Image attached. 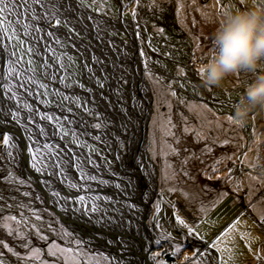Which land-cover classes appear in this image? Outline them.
I'll list each match as a JSON object with an SVG mask.
<instances>
[{"label": "rangeland", "instance_id": "rangeland-1", "mask_svg": "<svg viewBox=\"0 0 264 264\" xmlns=\"http://www.w3.org/2000/svg\"><path fill=\"white\" fill-rule=\"evenodd\" d=\"M54 2L63 5L58 7L59 18L68 20L67 27L73 30L66 39L65 33H56L69 44L67 53L75 61L70 64L65 58V66L76 73L72 80H78L85 88H65L62 84L61 88L56 82L49 87L80 97L83 107L72 105L73 115L58 107L55 99L51 105H39L34 97L29 101L39 110L42 107L53 115L69 116L72 123L66 128L77 133L76 139L84 145L80 148L97 154L112 173L122 176L125 160L132 164L138 153L148 157L143 159L142 169L145 186L149 185L152 193L141 204L146 216L140 221L143 229L139 238L132 239L147 243V257L135 255L128 244L116 253H102L103 248L112 250L118 242L96 239L97 233L112 232L107 227L91 233L80 230L83 223L74 214L87 212L88 219L94 214L84 205L63 202L71 206L63 220L56 211V198L48 204L44 190H48L49 175L44 177L31 167L28 146L21 148L23 145L14 139L7 146L3 144V135L9 132L4 125L0 128V178L7 179H0V240L20 254L18 258L0 248L4 264H217L218 253L210 249L211 242L235 221H239L236 232L244 234V238L230 233L219 245L228 249V242L235 240L234 248L220 253L225 264H264V109L254 110L244 123L235 122L240 96L257 74L264 73V63L255 71L230 74L216 86L206 84L199 71L210 59L213 36L223 17L252 8L253 0ZM262 2L256 0L257 4ZM6 49L7 53L11 51ZM23 55L24 68L33 67L39 72L40 58H34L35 64L29 66L28 54ZM138 100L141 110L136 108ZM229 115L232 121L228 120ZM135 117L140 122L135 125L139 126L140 136L136 154L131 153L129 145L134 126L131 120ZM97 123L100 128L96 129ZM29 129L36 130L33 126ZM66 139L59 138L54 144L64 148L71 137ZM72 149L75 150L73 145ZM67 176L59 177L58 182L70 199L90 191L83 181L84 188L71 187ZM38 179L40 183L36 182ZM19 180L25 183L20 184ZM123 182L128 191L127 181ZM25 192L30 195L24 196ZM90 195L92 200L97 197L92 191ZM119 196L123 199L122 194ZM110 199L96 203L98 212L106 211L114 220L112 224L129 230L133 226L131 208L124 205L112 210L107 202ZM34 213L41 220L37 221ZM12 215L16 221L7 219ZM177 215L194 233L178 223ZM125 218L129 219L128 224L123 221ZM26 224H35L40 234ZM148 224L152 228L151 239ZM41 235L48 239H41ZM25 243L29 248L22 247ZM51 243L70 247L73 252H58L57 257H51L47 255ZM32 247L40 249L35 256L30 251ZM194 253L199 255L194 257Z\"/></svg>", "mask_w": 264, "mask_h": 264}, {"label": "snow or ice", "instance_id": "snow-or-ice-1", "mask_svg": "<svg viewBox=\"0 0 264 264\" xmlns=\"http://www.w3.org/2000/svg\"><path fill=\"white\" fill-rule=\"evenodd\" d=\"M84 3V0H81ZM58 7L63 5H57L54 0H0V45L5 48H10L8 53V59L5 62V71L3 72L2 79L5 81L0 87L4 89V95H7L9 99L17 101L20 104V99L24 97H34L39 104L51 105L53 100H56L58 107L62 108L68 113H73L72 105L76 107H83L80 101V97L69 95L60 89L50 88L49 85L53 82L64 85L65 88L80 87L84 89L85 86L78 80H72V77L76 75L75 72H70L69 68L65 66V58L68 59L70 64H74L75 61L71 56L64 51L66 45L59 38L58 35L52 30L58 28L62 24L67 27V21H62L58 15ZM39 9V10H38ZM54 21V22H53ZM69 31H72L71 29ZM162 31V30H161ZM7 41V43H5ZM43 49V51H41ZM24 53H27L29 59L26 63L31 66L35 64L36 57L41 61V74L44 80H40L36 75V69L33 67L24 68L25 60ZM199 71L203 73V69ZM97 84L103 87L102 83L97 80ZM90 91V90H89ZM174 94V93H173ZM27 110L26 124L24 125L27 133V139L32 141L27 150L31 153V167L41 174H45L46 170L51 166L57 169L56 175L58 177L65 176L64 168L62 165V158L66 159L68 163L79 173V180H91L95 181L97 177L95 175H89L84 171L83 164L87 163L92 166H96L91 156H86L84 160L76 154L72 149V145L77 148L82 147V143L76 139L77 133L74 130L66 128L67 124L72 123L69 116L61 115L56 116L48 112H41L38 108H34L31 103L25 100L14 111H9L7 115L12 117V120L17 124L20 123V109ZM87 111V109H85ZM74 115V113H73ZM38 116L40 121H47L52 126L53 131L51 135L53 137L58 136L61 140L71 137L69 143L65 145L63 149L59 145L49 142V133L45 127H42L36 122L35 117ZM228 120L232 121L233 117L228 116ZM237 124H241L239 120L235 121ZM31 124L36 132H32L27 128V125ZM96 128H100V124L94 125ZM45 138V142L41 144L35 139L36 135ZM99 139V137H96ZM12 137L8 134L3 135V144L5 146L10 144ZM227 144L228 141H224ZM92 151V149H90ZM11 155V153H9ZM231 172V170H230ZM47 175H53L48 172ZM210 178V177H209ZM7 179V177L0 178ZM20 184H24V180L18 181ZM101 183H107L101 181ZM71 187H76V184H71ZM119 187V185H117ZM24 196H29V192L23 193ZM52 196L60 197L59 191H53ZM68 197H62V201H67ZM100 199V197H96ZM105 199H110L105 197ZM80 201L84 200V197H79ZM91 211H97L96 206H91ZM159 211V207H157ZM2 215V210H0ZM37 221L41 220L39 214L34 213ZM7 219L16 221L17 217L12 215ZM176 219L180 225L188 228L189 233H194V229L187 225L186 222L179 216ZM24 223V221H20ZM239 221H235L232 225H229L223 232H221L214 241L211 242L210 249L216 250L218 253L217 264H225L223 257L220 255L225 250H231L235 247V240L228 242L230 248L222 249L219 247L222 243H225V237L230 233L241 235L244 238V234L236 232V225ZM26 227L36 229L37 234H40V229L35 224H26ZM7 227V225H4ZM51 227V226H49ZM12 233H9L11 235ZM23 236V233H20ZM43 240H47V236L41 235ZM160 241L157 240L156 244L159 245ZM80 241H77V247H79ZM22 247L29 248L27 243ZM0 248L7 249L8 252L13 253L18 258L20 254L14 252L13 247L9 246L4 241L0 240ZM55 248L57 251H52ZM177 251L179 248L176 249ZM33 256L40 252V249L32 247L30 249ZM58 252H73L70 247L61 248L58 244L51 243L47 255L51 257H57ZM4 253L0 251V264H4ZM154 255L159 256L160 253ZM199 253H194L193 256H197ZM32 257H29L31 259ZM62 264H67L66 261H62ZM87 264V262H84ZM99 264V262H97Z\"/></svg>", "mask_w": 264, "mask_h": 264}, {"label": "bare ground", "instance_id": "bare-ground-1", "mask_svg": "<svg viewBox=\"0 0 264 264\" xmlns=\"http://www.w3.org/2000/svg\"><path fill=\"white\" fill-rule=\"evenodd\" d=\"M61 20L65 21L64 19H61ZM66 21H68V20H66ZM60 29L63 30V34L65 32L64 36L65 35L69 36L71 33H73L72 32L73 30L69 31L70 28L65 27L63 24L60 26ZM42 50L43 49H41V51ZM64 50L66 52H68L70 50L69 46L67 45ZM7 58H8L7 49L5 47H3L2 45H0V85H2L5 82L2 79V76H3V72L5 71V62H6ZM38 71L39 72H36L37 77L40 80H44V77L41 74V68ZM58 85L62 88V85L60 83ZM3 93H4V89L2 87H0V128H4V125H7L9 128L8 129V131H9L8 135H10L12 137V139H14L16 142H18V144L21 143V145H23V146H21V148H23L24 146L29 147L30 145H32V141L27 139V133L24 132V130H23V129H25L24 125L26 124V117L28 115L27 110L23 109V108L20 109L21 114H20V123L19 124H17L15 121H13L12 117H9L10 115H7V113L9 112L11 106L13 109L11 111H14L16 109V107H20V104L24 103V99H29L31 97H22L23 101L20 102V104H18L17 101L9 99L8 96L4 95ZM137 102L138 103H137L136 108H140L141 102L139 100ZM151 102H153V101H151ZM152 104L153 103H151V105ZM14 106H16V107L14 108ZM141 109L142 108H140V110ZM41 112H45V109L42 110ZM136 121H138V125H140V122L136 117L131 120V122L134 126H132V128H131L133 135L130 139V144H129L132 146L131 153L133 151V153H135V154H136V152H139L137 145H138V139L140 137L139 134H137L139 126H135ZM31 126H32L31 124H28L27 128H29ZM42 127H45L49 133V142L54 144V142L59 141L58 136L53 137L51 135L53 128L51 129V128L46 127V124H42ZM32 132H36V130H33ZM35 139L38 140L41 144H43L45 142V138L39 136L38 134L35 136ZM60 141H64V140L60 139ZM66 143H68V141H66ZM19 147H20V145H19ZM73 147L76 150V151L75 150H73V151L76 152V154L81 158V160H84L86 156H89V155L91 156V158L95 162L96 166L94 167L92 165L84 163L83 168L87 174L95 175L97 177V179H96V181L79 180V173L72 167V165L70 163H68V161L66 159L64 160L62 158V165L64 168L65 176H67L69 174V177L68 176L67 177L69 178V180L72 184H76L77 188H79V186L82 185V181L85 185L88 184V186L90 187V191H92V193L95 192L97 194V197H100V199L92 200L90 198L91 197L90 191H87V193H85V194H81L82 197H84V196L88 197V199H86L85 201L81 202L77 196L75 199H74V196H73V199H70L69 195H67L69 193H66L63 189L62 184L58 182L59 177L56 175L57 169L50 166L49 168H51V170H53V171H51L50 169H48V170H49V172L53 173V175H49L50 180H49V184L47 185V189H49V194H50L51 199L54 200L56 198L54 201L56 202L57 205H58V203L60 204V206H58V210L60 213L63 212V214H62L63 218L65 219V217L67 216V214L71 210V206H65L63 204V202L67 203L69 205H71L70 203H74V204L77 203V206H79V207L84 205V206L88 207V209H90V211H91V206L94 204L97 207L96 203L100 202L101 200H102V202H105L106 199L103 197V195H107L106 197L111 198L110 200H107V202L110 204L112 210H113V208H115V209L121 208L124 205L128 206V208H131V210H129V213H130L129 218H131L132 221L131 220L130 221H131V225H133V226L131 227L130 225H128L131 228L129 230L128 229L125 230V228H123L120 224L114 225V224H112L114 222V220H112L109 215L105 214L106 211H103V213H102V212H98L99 209H97V211L93 212L94 213L93 217H91L89 219L87 218V216L89 215L87 212H86V214L84 213L81 215L77 214V213L74 214V218L76 220L80 221L81 223H83L80 227V230H85L86 232L88 231V233H91V230L99 232L100 230H105L106 227L109 228V230H112L111 233H113V234H111V233L105 234L104 232H101L102 235H99L97 233V237H96L97 240L100 239L102 241V239H103V240H107V242H112V241L118 242L117 245L112 250H107V249L103 248L104 250L102 251V253L105 251L116 253L120 247H122V246L124 247V245L128 244V247L132 246L131 247L132 252L135 255L138 256V253H139L140 257H147V256H145L146 254L144 251L146 248L145 245L147 243H145V241L143 242V240H140V239L136 242L135 241L133 242L132 239L136 240V238L138 237V235L140 233V230L143 229L142 227H140V221L143 220L142 218L146 219V216L142 214V210H143L142 208H144V207L141 206V204L143 201L145 203L147 198L149 197V195H151V193H152L149 185L147 187L145 186L144 168L142 169V167L144 166L143 165V159H147L148 157L146 156L143 158L142 155L138 153L136 155L134 161L130 165L127 164L126 160L124 159L125 162L124 161L123 162L126 165L123 168V173L121 176L120 175L121 173L120 174L119 173H112V171H110L108 168H106L105 167L106 165H104V164H102V162H100L99 156L97 154H88L85 150H83L80 147L77 148L75 145H73ZM60 148L63 149L62 146ZM28 152H27V154H28ZM29 159H31V153H30ZM131 160H133V158ZM22 161H24V160L22 159ZM38 174H41V173H38ZM46 174L47 173L41 174V175L44 177L48 176ZM150 179H149V182H150ZM101 181H106L107 183H101ZM123 181H127L126 185L129 189L128 191L127 190L125 191V188H124L125 185H124ZM36 182L40 183L41 181H40V179H38V180H36ZM83 185H82V188H84V186H85V185L84 186ZM117 185H119V187H117ZM54 190L59 191L60 194L61 193H63V194H61L60 197H54V196H52V192ZM119 194L123 195V199L119 196ZM62 197H68L69 199H67V201H62ZM112 197H115V198H112ZM130 197H132V199H130ZM48 204H50V202H48ZM101 204L103 205V203H101ZM127 220H129V219L128 218L123 219V221L126 222V224H128ZM142 223H144V222H142ZM77 229H79V228H77ZM146 229L149 231V238L150 239L153 238L151 226L149 225L148 228L146 227ZM121 237H123V238H121ZM124 237H126V238L124 239ZM142 264H146V262H143ZM148 264H151V263H148Z\"/></svg>", "mask_w": 264, "mask_h": 264}, {"label": "clouds", "instance_id": "clouds-1", "mask_svg": "<svg viewBox=\"0 0 264 264\" xmlns=\"http://www.w3.org/2000/svg\"><path fill=\"white\" fill-rule=\"evenodd\" d=\"M253 4L250 9L229 12L218 24L210 59L201 66L206 84L219 85L230 74L255 71L264 63V2L253 0ZM257 108L264 109V73L246 86L235 107V118L244 123Z\"/></svg>", "mask_w": 264, "mask_h": 264}, {"label": "flooded vegetation", "instance_id": "flooded-vegetation-1", "mask_svg": "<svg viewBox=\"0 0 264 264\" xmlns=\"http://www.w3.org/2000/svg\"><path fill=\"white\" fill-rule=\"evenodd\" d=\"M55 33H58V34H63V30L62 29H60V26L58 27V28H55V29H52ZM65 33V32H64ZM66 36V35H65ZM64 36V37H65ZM66 38V37H65ZM80 39H83V38H81L80 37ZM64 44L67 46H69V44L67 43V42H64ZM40 66H41V62H40ZM22 97H24V96H22ZM21 97V99H20V102H22L23 101V98ZM25 100H27V101H29V99H24V102H25ZM29 103H30V101H29ZM40 105V104H39ZM16 106H14V108H15ZM17 108V107H16ZM42 110H44L42 107H40V111H42ZM36 118V120L37 121H39V124L42 126V124H46V127H48V128H51L52 129V126L49 124V122H47V121H43V122H40V120H39V117L38 116H36L35 117ZM66 141V140H65Z\"/></svg>", "mask_w": 264, "mask_h": 264}, {"label": "water", "instance_id": "water-1", "mask_svg": "<svg viewBox=\"0 0 264 264\" xmlns=\"http://www.w3.org/2000/svg\"><path fill=\"white\" fill-rule=\"evenodd\" d=\"M36 186H38V185H36ZM38 188H40V187L38 186ZM40 189H41V188H40ZM41 190H42V189H41ZM44 191H45V193L47 194V196H48V198H49L48 200H49V202H50V200H51V197H49V195H50V194H49V189H48V190H44ZM53 205H54V206H56L57 204H56V205H55V204H53ZM56 211H57V212H59V210H58V205H57V207H56ZM59 214H61V215H62V214H63V212H62V213H59ZM62 218H63V215H62ZM65 218H66V217H65ZM63 220H64V218H63Z\"/></svg>", "mask_w": 264, "mask_h": 264}, {"label": "trees", "instance_id": "trees-1", "mask_svg": "<svg viewBox=\"0 0 264 264\" xmlns=\"http://www.w3.org/2000/svg\"><path fill=\"white\" fill-rule=\"evenodd\" d=\"M167 258H170V256H169V257H167Z\"/></svg>", "mask_w": 264, "mask_h": 264}]
</instances>
